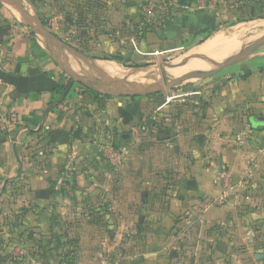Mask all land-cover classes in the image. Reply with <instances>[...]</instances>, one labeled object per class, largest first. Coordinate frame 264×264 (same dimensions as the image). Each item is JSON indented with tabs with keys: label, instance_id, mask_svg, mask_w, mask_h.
Instances as JSON below:
<instances>
[{
	"label": "crops",
	"instance_id": "obj_1",
	"mask_svg": "<svg viewBox=\"0 0 264 264\" xmlns=\"http://www.w3.org/2000/svg\"><path fill=\"white\" fill-rule=\"evenodd\" d=\"M239 25L246 24L239 23L228 32L220 26L200 33L206 37L189 50V60L181 62L184 66L172 64L176 66L173 71L167 66V73L177 77L191 70H212L237 51L238 38L250 31L239 33ZM28 37L19 22L0 20V39H10L0 45L1 57L6 52L9 55L7 60L0 59V188L14 183L16 204L30 207L28 222H42L47 227L49 220L60 224L76 221L79 238L89 231L90 238L99 240V234L121 236L134 228L140 215L143 224L139 229L153 227L151 231L157 234L170 231L169 239L151 250L164 253L170 245L169 264H229L216 261L217 254L227 249L239 253L234 264H249L236 245L243 244L251 252L253 231L230 229L224 235L218 227L233 217L238 219L233 214L235 204L249 201L244 192L264 183V122L256 119L264 117V52L253 54L245 48L238 62L219 72L215 84L203 88L205 101L201 105L195 101L196 107L180 104L183 113L170 104L172 97L167 99L161 93L98 97L91 91L81 95L75 84L65 99L49 110L58 100L55 88L63 77L55 65L52 67L44 44L38 38L28 41ZM206 43H210L208 47ZM69 55L85 66L83 70L91 67L90 73L93 68L100 74L108 73L111 66H124L105 60L98 70L87 64L86 57L72 53L66 55L69 62ZM158 95H163L164 102L156 106L155 114L168 112L164 115L169 118L164 119L167 123L162 130L146 135V123L139 121L153 103L152 97ZM113 98L129 100L115 102ZM139 125L143 136L129 134L124 140L128 145L124 165H108L101 148L103 129L116 131L125 126L136 130ZM183 156L185 161H180ZM226 171L235 195L226 205L207 208L202 215L200 205L223 190L221 175ZM191 179H195V187L188 184ZM167 182L173 183V189ZM165 186L173 194L182 191L173 197L169 208L159 206L156 198L147 200L148 189L157 191ZM145 201H152L151 207ZM87 204L97 211L100 204L106 207L111 211L106 213L107 221L118 220L119 224L111 226L110 232L94 225L87 217ZM15 205L6 202L7 207ZM52 228L56 227L49 224L48 229H42L45 233ZM32 264L50 263L37 259Z\"/></svg>",
	"mask_w": 264,
	"mask_h": 264
},
{
	"label": "rangeland",
	"instance_id": "obj_2",
	"mask_svg": "<svg viewBox=\"0 0 264 264\" xmlns=\"http://www.w3.org/2000/svg\"><path fill=\"white\" fill-rule=\"evenodd\" d=\"M21 1L31 14L39 16L44 26L56 36L55 39L47 38L34 26L25 27L20 22L22 17L17 8L6 0H0V20L7 18L19 22L29 34L28 41H34L38 38L44 44L50 54L52 67L55 65L62 74L61 83L63 84L68 83L70 76L62 68L60 62H65L77 70L85 68L81 62L76 59L72 60V55H69L71 60L69 62L66 55L68 53L75 55L73 50L83 54L87 64L95 65L98 70L101 69V61L105 60L115 61L117 64L125 66L153 64L155 62L154 53L159 54L160 61L167 67L188 61L190 58L189 50L206 37V35L200 36L199 31L206 30L207 27L215 29L221 26L222 31L228 32L234 29L237 24L245 23L246 27L250 26L249 30L251 31L238 38V49L235 53L249 46H251L248 49L249 53L264 52V36H260L256 41L251 40L255 34L264 29V0ZM178 22L181 25H178ZM7 42L10 43V39H0V45ZM3 56L2 58L0 55L1 61L7 60L9 58L8 52ZM118 58L122 59L118 60ZM89 71L92 72L91 67ZM203 72L205 71L191 70L177 77L197 76ZM167 76L169 78L176 77L168 73ZM218 76L219 73L198 81L173 83L170 92L172 96L169 101L170 104H174L180 113H183L180 104L196 107L198 104L195 102H200L199 105H201L205 101V94H202L203 88L215 84ZM75 85L79 86V84ZM193 91L201 92L192 93ZM60 98L58 93L57 99ZM152 98L153 103L146 110V115L139 121L146 123L144 125L147 130L146 135L153 133V130L157 132L162 130L167 123L164 119L169 118L164 115L168 112L155 114L156 106L164 102L163 95ZM113 100L125 103L129 99L113 98ZM106 106L104 105L105 109ZM190 111L193 113V110ZM160 115L162 120L159 118ZM179 119L182 117L180 116ZM139 126L140 130L138 128L136 130L129 129L125 126H120V129L116 131L104 128L103 136L111 133L118 150L123 149L126 152L128 145L122 138H128L124 137L125 134L143 136L140 133L142 127ZM104 155L106 156V153ZM105 158L108 165L116 168L110 163L107 156ZM184 159V156L180 157V161H185ZM126 161L127 157L120 166L124 165ZM162 177L166 176L162 175ZM162 177L161 179L165 181V178ZM168 178L169 176L166 180ZM166 184L169 189L170 186L173 189V183L167 182ZM69 185L74 187L71 182ZM4 188L6 189L3 192ZM4 188H0V264H32L33 260L37 259L44 260V262L48 261L50 264L57 261L59 264H169L168 260L172 250L170 245L164 253L154 254L151 250L153 249L152 246H162L161 243L165 240L164 238L169 239L170 231L157 234L155 230L151 231L153 227L145 226V230L143 226L139 229L138 226L143 224L140 215L134 222V228L124 231L121 236H110L109 233L103 234V236L99 234L100 239L98 240L94 237L90 238L89 231H86L79 238L75 233L76 221L60 224L49 220L47 227L42 222H28L26 210L30 207L27 204H16L11 209L6 206L9 199L3 197V193L14 196V183ZM168 188L165 186V188L157 191L155 188L148 189L147 200L156 198L159 206H168L169 208L173 197H178L182 191H173V194ZM235 192V189L228 190L229 200L235 195ZM83 196L86 195L83 194ZM247 197H250L249 201L245 200L241 205L235 204L233 214L237 215L239 220L233 217L225 225H219L218 230H221L224 235L228 234L230 229L253 231L251 238L254 247L252 251L247 252L243 244L236 245V248L239 249L240 255L249 264H264V183L259 187H254L253 190L247 189L244 192V198ZM83 199L85 201V197ZM148 201H145V204L151 207L152 201ZM85 203L88 201L86 200ZM223 205L226 204L212 207ZM154 206L157 205L154 204ZM100 207H102L101 204ZM22 208L24 209L22 210ZM86 209L89 221L98 227L102 226L106 232L111 231V226L119 224L118 220L107 221L106 215H99V211L95 210L96 208H91L89 204L86 205ZM110 212L108 209L106 210V213ZM49 224L56 228H52L51 233H44L42 228L48 229ZM42 237L44 238L42 239ZM154 241V245H151ZM223 243L227 244L226 240ZM53 250H57L54 255L50 254ZM228 250L218 253L216 261L234 264L233 262L234 260L237 261L239 253Z\"/></svg>",
	"mask_w": 264,
	"mask_h": 264
},
{
	"label": "water",
	"instance_id": "obj_3",
	"mask_svg": "<svg viewBox=\"0 0 264 264\" xmlns=\"http://www.w3.org/2000/svg\"><path fill=\"white\" fill-rule=\"evenodd\" d=\"M6 2H9L17 8V11L22 17L21 21L24 24L31 27H36L49 39L56 38V36L44 26L39 16L37 14H31L21 0H6ZM260 36H264V29L255 34L251 40L256 41ZM247 48L248 47H246V50H248ZM72 52L79 58L84 59L83 54L77 50H73ZM243 54V50H240V52L234 53L212 70L203 72L197 76L184 75L182 77L175 78H169L167 76L163 62L160 61V56L157 53L153 54L155 59L153 64L122 66L121 74L119 75L123 77L122 80H119L115 78V76H112L108 73L101 72L98 74L95 68H93L94 73H90L87 70H77L65 62H60L62 68L69 74L71 80L62 97L51 104L49 110L53 109L55 105L59 104L65 99L74 84H81L86 88L94 90L104 96L136 97L161 93L165 98L169 99L172 97L170 92L173 83L181 84L211 77L223 69L238 62ZM256 119L264 122V117H257ZM124 137H129V134H125ZM188 184L195 187V179L189 180Z\"/></svg>",
	"mask_w": 264,
	"mask_h": 264
},
{
	"label": "built area",
	"instance_id": "obj_4",
	"mask_svg": "<svg viewBox=\"0 0 264 264\" xmlns=\"http://www.w3.org/2000/svg\"><path fill=\"white\" fill-rule=\"evenodd\" d=\"M101 148L103 153H106V156L109 158L110 163L115 167H120V165L126 159V152H124L123 149L118 150V146L115 144L113 135L111 133L103 136ZM227 171L223 172V174L221 175V179L223 180V182H225V185H223V190L220 191L217 195L207 198L205 200V203L200 205L202 215L207 208H210L212 206H219L223 203L226 204L230 201L228 197V190L231 189L232 184L230 182V176Z\"/></svg>",
	"mask_w": 264,
	"mask_h": 264
},
{
	"label": "trees",
	"instance_id": "obj_5",
	"mask_svg": "<svg viewBox=\"0 0 264 264\" xmlns=\"http://www.w3.org/2000/svg\"><path fill=\"white\" fill-rule=\"evenodd\" d=\"M179 23V22H178ZM178 25H181V23H179ZM216 29V28H215ZM214 28L213 29H210L209 27H207V29L206 30H200L199 32L200 33H205V32H207V31H211V30H215ZM122 58H118V60H121ZM70 80H71V78H69V81H68V83H66V84H63V83H61V81L59 82V84H58V86L55 88V91L57 92V94L59 93L60 94V96L62 97V95L64 94V92L66 91V89H67V87H68V85H69V83H70ZM77 88H78V91H79V93L81 94V95H83L86 91H91L92 93H94L96 96H98V97H100V96H102L101 94H99L98 92H96V91H94V90H91V89H88V88H86L85 86H83V85H81V84H79V86H77ZM108 98V97H107ZM123 140H125L124 138H122ZM69 183H70V181H69ZM6 188H4L3 189V192H4V190H5ZM18 188H16L15 190H17ZM2 192V193H3ZM4 194V193H3ZM12 197H14L13 198V203H14V205L17 203L16 201H17V199L18 198H16L17 196H12ZM9 198V201L11 200L12 201V199H10V197H8ZM11 204V203H10ZM9 207V206H8ZM11 209V208H10ZM24 208H22V210H23ZM26 209V208H25ZM28 210H29V208H28ZM28 210H26V212H28ZM106 207H104V206H102V207H100V210H98L99 211V215L101 214V215H106ZM43 233V232H42ZM44 237H42V239H43ZM40 247H42L41 245H40Z\"/></svg>",
	"mask_w": 264,
	"mask_h": 264
},
{
	"label": "bare ground",
	"instance_id": "obj_6",
	"mask_svg": "<svg viewBox=\"0 0 264 264\" xmlns=\"http://www.w3.org/2000/svg\"><path fill=\"white\" fill-rule=\"evenodd\" d=\"M247 25H248V24H247ZM251 26H252V25H251ZM237 28L239 29V30L237 29L239 33H242V32H243L242 34H244V32H245L246 30H249L250 26H247V27H246V25H239ZM232 30H233V29H232ZM230 31H231V30H230ZM250 31H251V30H250ZM233 32H234V31H233ZM246 32H247V31H246ZM247 33H248V32H247ZM247 33H246V34H247ZM239 35H240V34H239ZM226 36H227V35H226ZM214 38H215V37H214ZM225 38H226V37H225ZM216 39H217V38H216ZM222 39H223V38H222ZM226 39H228V38H226ZM226 39H225V40H226ZM229 39H230V38H229ZM209 42H210V41H209ZM212 43H213V42H212ZM207 44H210V43H206V44H205L206 47H208ZM217 44H218V43H217ZM212 45L215 47V46H216V43H215V45H214V44H212ZM203 46H204V45H203ZM205 46H204V47H205ZM206 47H205L204 49H207ZM209 48H210V46H209ZM199 49H200V48H199ZM199 49H198V50H199ZM204 49H203V50H204ZM198 50H197V51H198ZM201 51H202V47H201ZM194 52H195V54L197 55V52H196V51H194ZM194 52H193V53H194ZM205 52H206V51H205ZM198 53H199V52H198ZM203 54H204V53H203ZM198 55H199V54H198ZM201 55H202V54H201ZM201 55H200V56H201ZM202 56H203V55H202ZM177 62H178V61H177ZM191 62H192V61H191ZM113 64H114V62H113ZM113 64H112V65H113ZM182 64H183V63H182ZM182 64L180 63L181 66H182ZM187 64H189V62H188ZM191 64H192V63H191ZM109 65H110V64H109ZM178 65H179V64H178ZM116 66H117V65H116ZM116 66H111L107 72H108L110 75H112V76H119V75L121 74V69H119V67H116ZM183 66H184V64H183ZM185 66H187V65H185ZM169 67H170V68L172 67L171 69H169V68L167 67V68L169 69V71H173V68H174V67L176 68V66L173 67V65H172V66L170 65ZM187 67H188V66H187ZM165 68H166V67H165ZM183 69H184V68H183ZM185 69H187V68H185ZM165 70H166V72H167V69H165ZM174 70H177V69H174ZM178 70H179V69H178ZM178 70H177V71H178ZM118 79H119V80H122L123 77L120 76V78H118Z\"/></svg>",
	"mask_w": 264,
	"mask_h": 264
}]
</instances>
